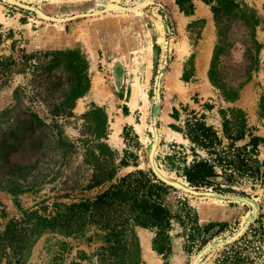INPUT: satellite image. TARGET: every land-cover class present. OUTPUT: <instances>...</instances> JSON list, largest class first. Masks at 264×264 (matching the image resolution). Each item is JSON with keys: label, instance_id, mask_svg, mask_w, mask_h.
Returning a JSON list of instances; mask_svg holds the SVG:
<instances>
[{"label": "rangeland", "instance_id": "rangeland-1", "mask_svg": "<svg viewBox=\"0 0 264 264\" xmlns=\"http://www.w3.org/2000/svg\"><path fill=\"white\" fill-rule=\"evenodd\" d=\"M192 1L194 15L186 16L176 0H0V60L74 51L86 62L88 84L72 110L58 118L48 102L36 98L29 70L9 74L0 88V231L29 209L94 196L97 190L82 191L92 174L84 164L85 150L110 148L117 152L116 164L123 158L131 163L119 175L136 169L155 171L176 189L170 197L174 206L186 201L201 227L226 226L201 246L199 232L189 239V225L174 222L169 234L172 249L165 257L152 248L154 233L137 228L140 264H230L223 260L236 251L246 258L242 264H264L263 240L249 233L236 243L264 214V186L246 183L218 193L191 187L184 177L194 159L185 123L194 114L205 115L220 131V110L241 108L255 134L264 138L259 116L264 48L258 72L237 100L227 102L209 78L217 44L210 5ZM238 1L264 19V0ZM199 20L205 24L191 27ZM257 38L264 46V26L257 29ZM205 50L206 76L199 66H206L200 59ZM227 59L236 66L243 55L235 49ZM187 69L189 79L184 80ZM229 74L233 77L234 70ZM94 91L96 96L91 95ZM198 154L203 157L202 151ZM141 231L151 237V261L141 249ZM100 246L86 238L46 232L27 253L26 264H99L95 254Z\"/></svg>", "mask_w": 264, "mask_h": 264}, {"label": "trees", "instance_id": "trees-1", "mask_svg": "<svg viewBox=\"0 0 264 264\" xmlns=\"http://www.w3.org/2000/svg\"><path fill=\"white\" fill-rule=\"evenodd\" d=\"M205 2L210 5L217 31L209 78L224 100L234 102L241 88L259 70L264 46L257 38V29L264 26V19L238 0ZM176 4L186 16L194 15L192 0H176ZM204 24L205 20H199L191 27ZM235 49L242 53L243 60L231 66L227 58ZM32 60L35 64L30 65ZM22 67L24 70L19 69ZM85 68V60L74 51L22 54L18 60L11 56L0 60V88L6 85L9 74L29 70L36 98L48 102L51 113L58 118L71 111L73 102L87 92ZM233 70L231 77L229 71ZM187 73L188 69L184 80L189 79ZM204 107L213 109L211 104ZM175 114H178L177 110ZM220 115V131L207 123L205 115L194 114L186 120L184 133L192 143L194 153V159L184 172L186 181L191 187L218 193L246 183L264 186V138L255 134L256 129L249 125L243 109H221ZM259 116L264 121V94L259 104ZM198 151L203 152V157ZM116 154L110 148L85 150L84 164L91 168L92 174L82 191L97 190L94 196L71 199L70 194H66V198L71 199L69 202L29 209L21 217L10 219L0 231V261L26 264L27 253L38 238L51 232L67 238H86L89 243L100 242L95 254L99 264H140L137 228L154 233L152 248L165 257L172 249L169 234L174 222L189 225L193 230L189 239H194V233L199 232L201 246L226 227L220 223L201 227L186 201L179 200L174 206L170 197L176 189L160 180L152 170L136 169L119 175L131 163L123 158L116 164ZM216 227L219 229L214 232ZM249 233L264 241V214L250 224L246 234L236 243L243 241ZM245 259L236 251L223 261L242 264Z\"/></svg>", "mask_w": 264, "mask_h": 264}, {"label": "bare ground", "instance_id": "bare-ground-1", "mask_svg": "<svg viewBox=\"0 0 264 264\" xmlns=\"http://www.w3.org/2000/svg\"><path fill=\"white\" fill-rule=\"evenodd\" d=\"M207 50H205V53L204 54H202L201 55V57H200V59H201V61L203 62V61H205V68H203V65H202V63H200L199 64V66H200V71H201V73L204 75V76H206V74H205V71H206V67H207V65H208V63H209V61H208V59H209V54H208V52H206ZM178 66V65H177ZM180 67V66H179ZM97 82V81H96ZM97 91V90H96ZM91 95L92 96H96V92L94 91V92H92L91 93ZM140 241H141V249L144 251V253H145V256L149 259V261H151L152 259H151V256L149 255V254H147L148 253V250L150 251L151 249H150V246H151V237L150 236H148V234H146V231H141L140 232ZM151 264H155L154 263V261H151Z\"/></svg>", "mask_w": 264, "mask_h": 264}, {"label": "water", "instance_id": "water-1", "mask_svg": "<svg viewBox=\"0 0 264 264\" xmlns=\"http://www.w3.org/2000/svg\"><path fill=\"white\" fill-rule=\"evenodd\" d=\"M154 172V174L160 179V180H162L163 182H165V183H167V181L165 180V179H163V178H161L160 176H159V174H157V172H155V171H153ZM171 186V185H170ZM173 187V186H172Z\"/></svg>", "mask_w": 264, "mask_h": 264}]
</instances>
